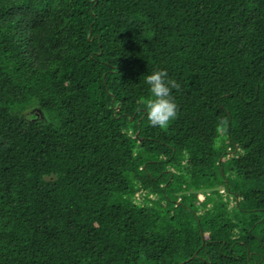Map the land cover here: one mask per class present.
<instances>
[{
  "label": "trees",
  "instance_id": "obj_1",
  "mask_svg": "<svg viewBox=\"0 0 264 264\" xmlns=\"http://www.w3.org/2000/svg\"><path fill=\"white\" fill-rule=\"evenodd\" d=\"M181 261L264 264V0H0V264Z\"/></svg>",
  "mask_w": 264,
  "mask_h": 264
},
{
  "label": "clouds",
  "instance_id": "obj_2",
  "mask_svg": "<svg viewBox=\"0 0 264 264\" xmlns=\"http://www.w3.org/2000/svg\"><path fill=\"white\" fill-rule=\"evenodd\" d=\"M151 98L147 103L146 116L151 126L166 127L178 114L172 90L178 87L168 78L166 70H156L144 78Z\"/></svg>",
  "mask_w": 264,
  "mask_h": 264
},
{
  "label": "water",
  "instance_id": "obj_3",
  "mask_svg": "<svg viewBox=\"0 0 264 264\" xmlns=\"http://www.w3.org/2000/svg\"><path fill=\"white\" fill-rule=\"evenodd\" d=\"M185 261H181V262H179V263H177V264H183Z\"/></svg>",
  "mask_w": 264,
  "mask_h": 264
},
{
  "label": "rangeland",
  "instance_id": "obj_4",
  "mask_svg": "<svg viewBox=\"0 0 264 264\" xmlns=\"http://www.w3.org/2000/svg\"><path fill=\"white\" fill-rule=\"evenodd\" d=\"M200 196V198H203V195L201 194V195H199Z\"/></svg>",
  "mask_w": 264,
  "mask_h": 264
}]
</instances>
